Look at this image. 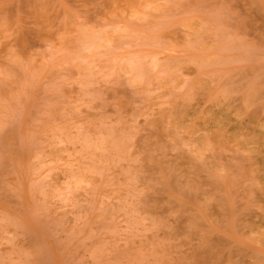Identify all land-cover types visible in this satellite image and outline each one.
Instances as JSON below:
<instances>
[{"label": "rangeland", "instance_id": "1", "mask_svg": "<svg viewBox=\"0 0 264 264\" xmlns=\"http://www.w3.org/2000/svg\"><path fill=\"white\" fill-rule=\"evenodd\" d=\"M0 264H264V0H0Z\"/></svg>", "mask_w": 264, "mask_h": 264}]
</instances>
